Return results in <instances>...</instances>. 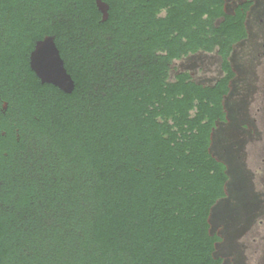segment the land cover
<instances>
[{
  "label": "trees",
  "instance_id": "trees-1",
  "mask_svg": "<svg viewBox=\"0 0 264 264\" xmlns=\"http://www.w3.org/2000/svg\"><path fill=\"white\" fill-rule=\"evenodd\" d=\"M103 1L106 21L95 0H0L32 32L19 41L83 33L56 39L74 90L33 73L19 102L32 141L23 128V150L0 145V264H225L211 216L230 175L213 134L254 0L234 13L226 0ZM216 46L214 84L170 79L175 59Z\"/></svg>",
  "mask_w": 264,
  "mask_h": 264
},
{
  "label": "rangeland",
  "instance_id": "rangeland-1",
  "mask_svg": "<svg viewBox=\"0 0 264 264\" xmlns=\"http://www.w3.org/2000/svg\"><path fill=\"white\" fill-rule=\"evenodd\" d=\"M236 3L229 0L228 10L232 11ZM263 17L264 0H256L248 18L249 38L236 44L230 56L237 71L232 91L225 99L230 119L219 122L213 134L212 151L226 162L230 175L228 196L219 200L211 216L213 231H219L223 238L217 245L216 254L225 257V264H248L250 255H253L248 229L256 221L257 212H264L260 206V203L264 204V191L260 190L257 181L264 174V163L262 159L249 156L244 145L246 137L257 138L261 133L259 129L254 130L251 110L255 106L252 98L259 90L261 78L260 54L264 50V40L259 27ZM222 62L217 50L190 53L171 63L170 79L174 80L178 72L186 71L201 83L214 84L224 74Z\"/></svg>",
  "mask_w": 264,
  "mask_h": 264
},
{
  "label": "flooded vegetation",
  "instance_id": "flooded-vegetation-1",
  "mask_svg": "<svg viewBox=\"0 0 264 264\" xmlns=\"http://www.w3.org/2000/svg\"><path fill=\"white\" fill-rule=\"evenodd\" d=\"M234 1H236L237 3L234 9L232 11H229V0H226V11L228 13H234L238 5L248 0ZM255 3L256 0H254V3L251 8L255 5ZM107 4L109 18L110 5L109 3ZM251 8L249 10L246 20V28L248 31V35L245 39L234 44L232 52L234 51L236 44L245 41L249 38L250 34L248 28V18ZM6 13H3L0 7V145H4V147L8 150H16L19 148L23 150V148H21V145L24 144L22 140L24 136L23 128H26L29 131L25 134V137H27L26 144H29L32 141V117L28 114L26 108H22L19 105V102L23 101V98H26L24 90H26V92L29 91L30 88L28 87H30V83H32L33 73L37 76V78H39V80H41L31 66V56L36 48L38 41L43 40L46 37H53L57 47L59 48L58 43L56 41L59 36L64 37L65 35H67L69 38L74 39L83 37V33L80 31H67L63 32L62 34L55 32H45L43 34L41 33V35L37 37L34 42L32 40L26 42L23 40L19 41L17 40V38H31L32 32L14 30V25L12 22V13L10 9H6ZM64 15L65 14L63 13L62 16L64 17ZM25 21L27 25L28 22H31L30 15ZM223 21V16L219 17L216 20V22L219 23ZM260 23H262V26L259 27V33L264 40V17L260 19ZM201 50L207 52H213L217 50L219 52V47L216 46L212 51L205 49ZM260 55L262 56L259 71L261 78L258 83L259 90H256V94L253 95L252 98V100L255 102V106L254 109L252 108L251 114L253 115V123L256 126L254 130L258 131L259 129V132L261 133H259L260 136L257 138H250L245 136L246 141H244V145L248 151L249 156L251 155V157H254L255 160L262 159V162L264 163V50ZM5 154H7L6 151ZM257 181L261 185L260 190L264 191V174L260 175L259 180ZM260 206L264 209V204L260 203ZM258 212L255 217L256 221L252 223L251 227L248 229L250 230V233L248 232V235L251 234L252 237L251 247L253 254L250 255L248 259V264H264V212H262L261 210Z\"/></svg>",
  "mask_w": 264,
  "mask_h": 264
},
{
  "label": "water",
  "instance_id": "water-1",
  "mask_svg": "<svg viewBox=\"0 0 264 264\" xmlns=\"http://www.w3.org/2000/svg\"><path fill=\"white\" fill-rule=\"evenodd\" d=\"M96 2L103 14V21L107 20L108 4L103 0H96ZM31 66L42 82L52 83L66 93L74 90L75 81L68 72L53 37L38 41L31 56Z\"/></svg>",
  "mask_w": 264,
  "mask_h": 264
}]
</instances>
